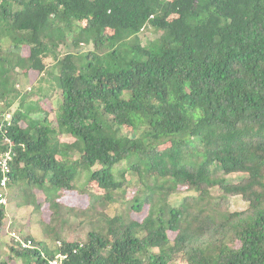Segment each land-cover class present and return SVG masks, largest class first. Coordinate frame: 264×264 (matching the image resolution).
I'll list each match as a JSON object with an SVG mask.
<instances>
[{"label": "trees", "instance_id": "trees-1", "mask_svg": "<svg viewBox=\"0 0 264 264\" xmlns=\"http://www.w3.org/2000/svg\"><path fill=\"white\" fill-rule=\"evenodd\" d=\"M0 124V264H264V0H0ZM65 192L102 230L61 240Z\"/></svg>", "mask_w": 264, "mask_h": 264}, {"label": "rangeland", "instance_id": "rangeland-1", "mask_svg": "<svg viewBox=\"0 0 264 264\" xmlns=\"http://www.w3.org/2000/svg\"><path fill=\"white\" fill-rule=\"evenodd\" d=\"M157 34L158 33L154 32V30H146L145 32H143V35L141 37L145 38V39H153V38L157 37ZM30 74L31 75H30L29 82H28V79L24 80L23 78L20 77V80L18 81V85L16 86L17 89H19V90L23 89L24 91H29V89L32 88L33 85H35V86L37 85V79H40V77L38 78V75H36L34 73H30ZM25 98L30 99L31 97L26 96ZM31 100L35 101V98H31ZM56 100H57V96L54 95L52 97V100L47 102V105L54 106L56 103ZM45 102H46V100H45ZM52 123H53L52 125L55 126V122L53 120H52ZM59 140L61 142H68V143L72 141L70 138H68L66 136H60ZM173 152H174V145L170 144L169 142L162 143L158 147V154L160 156L161 155H171ZM83 175H84V178H82L80 180V182L78 183L79 186H83V184L85 183V180H84L85 177L88 178V174L84 173ZM85 175H87V176H85ZM212 175L214 178H216V177L222 176L223 174L220 171V169L215 168L213 170ZM128 180H129V184H130L129 189L131 192V189H134L135 185L137 184V177L135 175L131 174L128 176ZM188 187H189V185L182 186L180 188V190L182 191V194L176 198H171V200L174 203H177L178 201H180V199H177V198L184 197L187 194L193 195L192 191H188L189 190ZM88 189L92 190L91 187ZM42 190L43 189H40L39 187L34 189L35 196H36L35 199L37 200V197H38V199L41 202L44 201V195H43ZM47 193L48 192H46V194ZM62 197L63 198L61 200H59L60 205L62 207L60 217L67 220L69 223L62 226L61 233H60L61 234V240H63V241H73V240H77V239L84 240L88 232H90L91 230H94V229L96 231H100V229L105 226L104 223L100 222L101 218H98V216L97 217L92 216L88 222H83V224L81 225L80 224V221H81L80 218H76L74 213H72L71 211H68L69 209H75V210L79 209L80 210V209L85 208L88 204V200H87L86 196H80V195L76 194V192H65L62 195ZM19 200H20V198H17V199L13 198L12 199V201L14 203H19L18 202ZM245 207H246L245 202L241 201L240 198L233 197L230 199V210L231 211H241ZM24 209L23 210H17L16 208H13L12 211L13 212L14 211L15 212L21 211V212H19L20 213L19 217L22 218V222L20 223V226L22 225V227L23 226L25 227V229H26L25 233L28 232L29 234H31L34 239L35 238L37 240L41 239L42 238L41 232H42L43 228H42V225L39 223V220L40 221L42 220L44 223H48L50 220V211L47 209V207H45L43 214L34 213L31 215V214H29L30 213L29 209H32V207H29L28 210H24ZM130 216L133 219L138 218L137 215H135V214H131ZM169 238L173 239L174 235L169 233ZM48 244H51V242L49 241ZM0 254H1L0 256H2L3 260L6 259V257H7L6 250L2 249L0 251ZM17 263H19V261H16L15 263L14 262H8V264H17ZM179 264H184V262L180 261Z\"/></svg>", "mask_w": 264, "mask_h": 264}, {"label": "built area", "instance_id": "built-area-1", "mask_svg": "<svg viewBox=\"0 0 264 264\" xmlns=\"http://www.w3.org/2000/svg\"><path fill=\"white\" fill-rule=\"evenodd\" d=\"M3 129V125L0 124V130ZM4 142H7L8 148L5 150L0 151V172L2 174V178L0 180V188H5L6 184L8 182L7 175L10 172V164L13 159V152L11 150V143L9 140L4 139ZM0 205L5 206L6 205V199L4 196L0 194ZM10 237H14L17 239L16 235L14 233L9 234ZM22 248H30L31 242H22L21 244ZM66 259V256L64 255H58L54 260H50L49 264H62V262Z\"/></svg>", "mask_w": 264, "mask_h": 264}, {"label": "clouds", "instance_id": "clouds-1", "mask_svg": "<svg viewBox=\"0 0 264 264\" xmlns=\"http://www.w3.org/2000/svg\"><path fill=\"white\" fill-rule=\"evenodd\" d=\"M63 263V262H62Z\"/></svg>", "mask_w": 264, "mask_h": 264}]
</instances>
